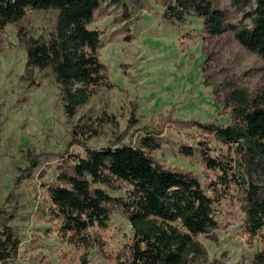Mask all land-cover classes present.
Wrapping results in <instances>:
<instances>
[{
	"label": "rangeland",
	"instance_id": "rangeland-1",
	"mask_svg": "<svg viewBox=\"0 0 264 264\" xmlns=\"http://www.w3.org/2000/svg\"><path fill=\"white\" fill-rule=\"evenodd\" d=\"M211 4L226 14L227 25L250 27L246 14L254 1ZM162 12L161 0L101 5L89 28L101 33L97 56L110 86L98 88L70 118L51 69L25 66L26 41L46 40L55 30L57 12L26 10L21 20L0 29V225L17 240L15 252L0 264H131L132 231L118 207L111 209L106 227L87 229L85 241L61 238L49 215L48 186L73 157L84 155V146L139 147L141 138H157L160 148L146 149L147 154L164 167L190 172L210 194L208 184L217 173L202 162L199 130L174 121L230 126L229 92L260 95L264 61L244 49L231 30L208 37L203 20L192 12L180 25L163 22ZM208 139L204 150L210 157L239 161L233 151ZM180 145L192 147L193 155H180ZM232 169L242 175L237 164ZM98 187L114 198H124L129 190L121 182ZM217 189L224 195L213 203L217 227L196 236L206 252L199 263L253 264L252 257L264 249V227L248 236L242 192Z\"/></svg>",
	"mask_w": 264,
	"mask_h": 264
},
{
	"label": "trees",
	"instance_id": "trees-1",
	"mask_svg": "<svg viewBox=\"0 0 264 264\" xmlns=\"http://www.w3.org/2000/svg\"><path fill=\"white\" fill-rule=\"evenodd\" d=\"M107 1L118 5L122 0H0V29L21 20L26 10L57 12L55 30L46 40L26 41L25 66L51 69L67 118L98 88L110 86L97 56L101 33L89 28ZM251 1L255 8L246 14L250 27L227 25L226 14L215 9L211 0H161V19L180 25L192 12L203 20L202 30L208 37L231 30L244 49L264 61V0H231V6ZM228 101L232 105L230 126L174 121L185 129L199 130L197 145L202 148V162L207 170L217 173L208 184L209 195L190 172L164 167L147 154L146 149L160 148L157 138L143 137L139 147L96 150L84 146V155L73 157L47 188L49 215L58 226V235L85 241L87 229L106 227L111 209L118 207L132 231L131 264H200L206 260V252L196 236L217 227L213 203L215 196L224 197L217 188L228 192L236 187L242 192L245 233L257 236L264 227V89L255 98L233 90ZM210 137L233 151L239 161L210 157L204 150ZM193 152L186 145L178 149L184 157H191ZM233 164L240 166L242 175L232 172ZM116 182L129 186L124 198L111 197L98 187L113 188ZM16 245L9 227L0 225V263L9 259ZM252 263L264 264V249L252 257Z\"/></svg>",
	"mask_w": 264,
	"mask_h": 264
}]
</instances>
